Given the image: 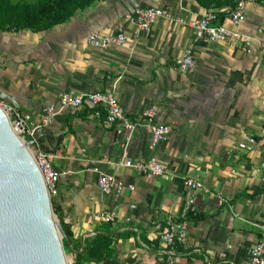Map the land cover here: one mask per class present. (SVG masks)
Wrapping results in <instances>:
<instances>
[{"label": "crops", "instance_id": "crops-1", "mask_svg": "<svg viewBox=\"0 0 264 264\" xmlns=\"http://www.w3.org/2000/svg\"><path fill=\"white\" fill-rule=\"evenodd\" d=\"M137 7L166 8L187 19L231 6L101 0L46 30L0 29V98L36 117L64 89L113 92L128 119L139 124L128 155L141 161L154 156L165 167V174L154 176L116 164L125 136L103 125L86 105L62 110L37 132L38 146L56 153L53 167L61 175L52 201L72 240L82 246L99 233L112 236L109 259L79 264H169L160 233L180 213L186 177L198 178L203 189L174 264H242L264 219V0H246L238 26L251 39L249 52L227 41L196 40L175 20L157 19L147 32L136 33L130 16ZM118 27L127 36L123 46L87 44L91 31ZM187 48L196 66L182 73L176 62ZM150 106L171 130L156 146L143 116ZM249 137L255 140L252 147L239 148ZM95 169L131 188L119 197L101 193ZM108 211L114 213L109 224L100 218ZM81 251L70 244L68 258L75 264Z\"/></svg>", "mask_w": 264, "mask_h": 264}, {"label": "built area", "instance_id": "built-area-1", "mask_svg": "<svg viewBox=\"0 0 264 264\" xmlns=\"http://www.w3.org/2000/svg\"><path fill=\"white\" fill-rule=\"evenodd\" d=\"M246 0H236L233 7L223 10H207L200 17L175 18L166 8L158 7H137L130 16V20L136 27V33L147 32L150 26L157 19L175 20L178 24L190 28L196 40H207L210 42H230L233 46L243 47L247 52L251 49V39L238 30V26L245 18ZM224 18L221 20L220 15ZM230 20L233 28L226 25L225 20ZM236 27V28H235ZM127 36L123 28L118 27L115 31L101 33L91 31L86 42L95 49H106L110 46H123ZM179 72L186 73L195 69L196 63L193 57V50L187 48L181 58L176 62ZM88 106L92 109L94 116L101 119L103 125L113 127L116 134L124 135L125 139L121 143L122 157L116 162L127 168H131L143 175H163L165 174L164 165L154 156L148 160H135L127 153V146L133 131L139 125L128 119L117 96L110 91H91L78 92L74 89H64L60 91L55 100L48 102L42 111L34 117L23 112L8 102L0 98V109L7 116L11 127L19 138L28 144V149L32 154L43 178L48 194L52 198L58 192V181L61 173L53 167V160L56 153L41 149L36 142V134L44 127L50 125L57 114L66 108H82ZM146 118V126L151 132L152 145L164 142L170 135V127L156 120V107L150 106L143 111ZM31 142V144L29 143ZM255 143L253 137H249L245 142H240L238 147L250 149ZM260 168H264V162ZM98 178V188L105 195L119 197L127 188L126 185L114 175L100 171ZM186 194L179 215L168 221L167 226L160 233V242L163 246V253L167 256V262L174 264L176 250L179 246L186 244L189 236V216L195 212V198L199 190L203 189V183L198 178H184ZM131 205V208H134ZM103 222L109 224L114 220V213L108 211L100 215ZM259 238L249 249L248 257L242 264H264V219L257 224ZM67 264H74L67 258Z\"/></svg>", "mask_w": 264, "mask_h": 264}, {"label": "water", "instance_id": "water-1", "mask_svg": "<svg viewBox=\"0 0 264 264\" xmlns=\"http://www.w3.org/2000/svg\"><path fill=\"white\" fill-rule=\"evenodd\" d=\"M63 239L28 144L0 109V264H67Z\"/></svg>", "mask_w": 264, "mask_h": 264}, {"label": "trees", "instance_id": "trees-1", "mask_svg": "<svg viewBox=\"0 0 264 264\" xmlns=\"http://www.w3.org/2000/svg\"><path fill=\"white\" fill-rule=\"evenodd\" d=\"M94 1L101 0H0V29L11 28L13 30L29 29L42 31L62 23L72 16L77 10L88 7ZM203 7H219L229 4L234 6L236 0H196ZM223 15H220L222 20ZM54 213L59 217L58 209L52 201ZM66 239L63 245L67 249L72 245L73 250L82 249L75 256V264L80 261L101 262L109 259L113 249L112 236L109 232L95 235L86 239L80 246L72 240V232L69 226L63 223L59 217Z\"/></svg>", "mask_w": 264, "mask_h": 264}, {"label": "rangeland", "instance_id": "rangeland-1", "mask_svg": "<svg viewBox=\"0 0 264 264\" xmlns=\"http://www.w3.org/2000/svg\"><path fill=\"white\" fill-rule=\"evenodd\" d=\"M15 1H16V0H15ZM63 249H64V252H65L66 257L68 258L69 256H68V254H67V249L64 247V245H63Z\"/></svg>", "mask_w": 264, "mask_h": 264}]
</instances>
